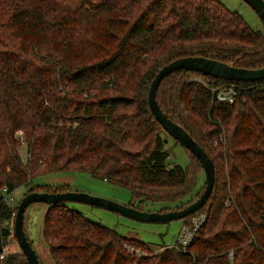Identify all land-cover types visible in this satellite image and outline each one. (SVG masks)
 <instances>
[{"label":"trees","instance_id":"trees-1","mask_svg":"<svg viewBox=\"0 0 264 264\" xmlns=\"http://www.w3.org/2000/svg\"><path fill=\"white\" fill-rule=\"evenodd\" d=\"M184 56L260 68L264 28L252 29L219 0H0V264H27L14 235L17 205L2 189L72 190L33 184L37 175L86 171L127 188L126 205L140 210L147 201L173 200L159 210L167 211L197 198L191 161L186 168L165 162L166 132L147 102L158 70ZM199 78L238 84L235 100L212 99ZM155 98L214 164L211 196L180 219L206 213L187 250L164 246L136 259L123 243L145 242L59 202L46 205L41 217L50 257L55 264H264V79L175 70Z\"/></svg>","mask_w":264,"mask_h":264},{"label":"rangeland","instance_id":"rangeland-1","mask_svg":"<svg viewBox=\"0 0 264 264\" xmlns=\"http://www.w3.org/2000/svg\"><path fill=\"white\" fill-rule=\"evenodd\" d=\"M223 3L226 8L238 11L241 16L244 18L245 22L248 23L252 29L262 30L263 23L261 22L260 17L257 15L255 10L249 6L244 0H219ZM165 138L167 141L164 142L165 147L169 150V155L166 158L165 162L169 166L173 164H179L182 167L186 168L191 161L190 171L192 177L195 178V184L192 188V195H200L203 190L205 183V176L203 168L200 167L199 163L189 157L187 148L181 146L178 142H175L172 137L168 136L165 133ZM213 144L216 145V142L213 140ZM18 151L22 160L24 161L27 158V151L24 142L19 140ZM33 184H69V187L72 190L84 191L91 195H98L107 199L116 200L119 203L126 204L130 199V194L128 189L117 186L115 184H110L109 182L92 177L86 171H76L67 169L65 171H53L50 173L37 175L32 179ZM27 189V186L20 185L11 192L12 201H8L10 204L18 205L21 196L24 195V191ZM197 196V197H198ZM226 203V202H225ZM64 205L72 209L82 211L86 217L94 223H100L109 228H114L118 233L125 237H134L140 239L142 242H145L146 247H139L143 252H159L161 248L168 245H174L176 241V234L180 228L181 220L173 219L168 222H152V221H140L129 216H124L116 211H111L99 206L89 205L83 202L67 200L64 202ZM175 202L172 201H157L151 202L147 201L143 205V208L149 211H157L162 207H173ZM46 205H43L40 202H35L29 204L24 210L23 216V227L26 233V236L31 242V245L39 257L42 264H55L53 257H50L48 252V247L43 241L40 233L41 217L43 210ZM168 211V210H167ZM13 221V220H12ZM12 221L10 223L12 227ZM9 249L11 251L17 249V244L13 239L9 238Z\"/></svg>","mask_w":264,"mask_h":264},{"label":"water","instance_id":"water-1","mask_svg":"<svg viewBox=\"0 0 264 264\" xmlns=\"http://www.w3.org/2000/svg\"><path fill=\"white\" fill-rule=\"evenodd\" d=\"M244 1L255 10L257 15L260 17L264 28V0ZM175 70L196 71L213 78L216 77L225 80L231 79L235 81H245L264 79V66L257 69H244L204 56H184L182 58L171 60L169 63L162 66L149 84L147 102L152 116L160 123L162 129L168 134V136L178 141V143L181 146H184L185 149L187 148L194 155V157L200 161L203 167L205 183L202 193L183 208L168 211H149L146 209L140 210L129 204L126 205L119 203L113 199H107L98 195H91L84 191L79 192L68 189L66 191L55 192L37 190L27 192L21 196L13 220L16 242H18V245L25 254V257H27V264H41L39 257L34 251L31 242H29L23 227L24 210L29 204L35 202H40L48 206L54 203L66 202L67 200L77 201L80 203L83 202L89 205L103 207L111 211L113 210L124 216H129L140 221L144 220L152 222H168L173 219H182L203 208V205L212 194V188L214 185L215 176L213 161H211L205 149L193 139L188 131H185L178 123L165 115L155 98L156 90L161 80ZM166 141L167 138H164V142Z\"/></svg>","mask_w":264,"mask_h":264},{"label":"built area","instance_id":"built-area-1","mask_svg":"<svg viewBox=\"0 0 264 264\" xmlns=\"http://www.w3.org/2000/svg\"><path fill=\"white\" fill-rule=\"evenodd\" d=\"M198 80H200L203 85L207 86L211 90L212 99L224 101L227 103H231L235 100L234 97L237 94V90H238V86H239L238 84L230 83L229 86H222V85H219L217 83H215V84L209 83L208 81H205L201 78H199ZM16 135L20 137L21 142H24V138H23L20 130H18L16 132ZM220 137L222 138L223 135L221 134ZM214 141L216 142L217 139ZM2 192L4 193V197H6L7 201L13 200V197H11V193L7 192L6 186L2 189ZM225 202L228 203V201H225ZM205 216H206V213L203 212V213H199L196 215H191L188 223H182L181 222L182 224L180 225V228L178 229V232L176 234L177 239H176L174 245H168V246L176 247L182 251H186L187 247L189 246V243L193 239L192 237H193L194 233L197 231V229L203 223ZM123 248L127 253H129L130 255L135 257L136 259L143 256V254L145 253L144 251L142 252L139 249V247H136L129 242H124ZM12 264H16V263H12ZM133 264H136V262H134Z\"/></svg>","mask_w":264,"mask_h":264}]
</instances>
